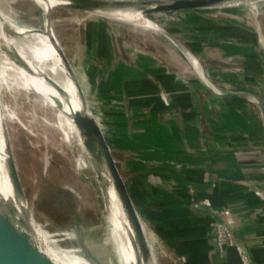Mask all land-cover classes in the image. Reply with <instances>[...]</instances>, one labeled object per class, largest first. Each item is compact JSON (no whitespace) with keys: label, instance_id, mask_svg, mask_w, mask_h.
I'll return each instance as SVG.
<instances>
[{"label":"crops","instance_id":"0c3cea01","mask_svg":"<svg viewBox=\"0 0 264 264\" xmlns=\"http://www.w3.org/2000/svg\"><path fill=\"white\" fill-rule=\"evenodd\" d=\"M185 23L190 28L176 35L192 51L197 67L178 48H164L157 57L135 50L137 59L116 64L118 87L110 98L117 114L107 123L115 126L109 128L119 141L127 143L123 146L132 153L129 159L149 197L162 194L169 201L181 200L177 191L191 188L200 197H209L213 208H229L251 262L264 264V199L252 190L254 185L264 187L262 42L245 27L243 32L235 27L232 32L218 28L203 34L196 20ZM216 92L235 95L224 98ZM159 209L170 252V223L162 215L173 209L162 205ZM196 213L201 212L183 213L203 223L198 231L186 233L192 251L188 257L194 258L202 243L199 264H241L231 248L211 251L210 219Z\"/></svg>","mask_w":264,"mask_h":264},{"label":"rangeland","instance_id":"374dc122","mask_svg":"<svg viewBox=\"0 0 264 264\" xmlns=\"http://www.w3.org/2000/svg\"><path fill=\"white\" fill-rule=\"evenodd\" d=\"M18 2L17 5L7 8L0 0V6L3 9L5 7L4 10H7L6 13L11 21L14 18V24L17 22L26 26L30 23L35 28H44L43 13L38 10L35 3L31 0H19ZM55 2V5L49 7L53 34L84 88L82 92L86 96L87 103L105 121L107 118L104 117L105 115L103 116L104 113L117 114L116 106L114 107L115 101L110 98L112 93L117 92L118 87L116 64L118 62L127 64L133 59H137L135 50L151 53L157 57L158 52L170 47L173 51L178 48L188 55H193L192 51L184 46L176 35L183 28H190V25L185 23L187 20H196L199 27L204 29L203 32L201 31L203 34L208 33V29L212 31L218 28L223 32H232L235 27L243 32L245 27L255 34L252 35L253 38L262 42L264 50V2L239 5L232 7L234 9L231 10L223 7L214 8L181 16L159 17L153 15L148 19L157 25V30L134 26L127 20H115L56 7L60 6L62 2ZM29 8H32L31 12L28 10ZM158 57L160 59L161 56ZM161 59L163 58L161 57ZM112 64L114 66H111ZM111 72L113 73L111 74ZM18 96L20 98H18L15 109L22 125L14 121L15 123L9 126L10 134L8 136L23 192L22 188L21 192L10 189L15 201L11 202L5 199L3 200L4 205L12 206L18 219L27 218L33 234L37 235L39 243L45 249L53 245L61 251L77 256L86 264L88 262L83 255L98 259L100 264H130L128 260L124 261L122 258L120 241L117 240L118 244L114 241L105 217L101 219L102 226L95 227L97 222L91 218L88 212L87 208L93 204L89 199L90 193L94 195V202L99 207L101 205L100 202L98 203V200L101 199L96 189H93L94 191L91 189L92 184L98 185L96 180L90 179V183L87 180L90 176H94V173L92 170L90 172L77 170L76 174L69 171V155L67 150L61 147L64 141L61 140L62 130L61 126H58L59 122L50 115V122L56 123L60 128L57 132L45 123L39 125L32 117L31 105L24 102V97L21 98L24 95L19 93ZM29 98L30 100L34 99V95L31 94ZM4 104L8 105L11 111L12 102L7 97L4 98ZM38 112L39 117L48 119L42 109L38 108ZM47 113L49 114V112ZM109 125L114 129V125ZM116 125L119 127L118 124ZM63 130L66 131L64 126ZM55 140L57 146H55ZM71 140L85 158L76 140L74 138ZM44 141H47L49 145H46ZM122 147L127 157L131 159L133 156L130 150ZM44 157L47 158L48 165L47 162H43L42 158ZM177 192L176 194L181 196V200L169 201L167 197H164L165 195H155L160 200L162 199V206L173 209L166 218L170 223L169 232L172 238L171 243L167 245L172 258L168 257L167 253V262L170 260L171 263L176 261V264H199L201 258L198 252L193 254L194 258H189L186 254L192 251H190V245L185 237H187L186 233L190 231H198L203 223L196 216L190 220L188 217L185 219L182 213L193 210L201 212L196 214L202 215L204 211L198 207L199 203L205 199L211 203V200L209 197H200L191 188ZM178 200L181 203L185 201L183 204H187V207L180 205ZM28 206L35 222H32L29 217ZM82 214L87 217L86 222L89 224L81 221ZM180 220L183 221L179 222ZM187 221L191 223H187ZM41 233H44L46 237H42ZM83 236L91 247L85 245Z\"/></svg>","mask_w":264,"mask_h":264},{"label":"water","instance_id":"95a60500","mask_svg":"<svg viewBox=\"0 0 264 264\" xmlns=\"http://www.w3.org/2000/svg\"><path fill=\"white\" fill-rule=\"evenodd\" d=\"M34 3L40 4L35 0H31ZM67 2L66 5H60L56 7H63L72 11L84 12L92 15H99L102 17H108L112 19L119 18L120 12H139L145 18H152L153 15L159 17L166 16H181L188 15L191 13L211 10L214 8H227L234 9L232 7L239 5L252 4L255 2H264V0H252L255 2H248L249 0H61ZM7 19V22L15 25L9 18L6 11L0 6V21ZM125 20V19H123ZM129 21L128 19H126ZM136 23L134 21H129ZM4 33L13 38V45L15 46V52L6 51V49H0V65L2 66L6 62L7 57L14 59L17 65L26 69L25 61L20 57V51L28 53L26 45L22 42L20 35H17L12 28L5 24L3 27ZM164 31V30H162ZM3 41L1 40L0 43ZM203 80L209 82L206 76H203ZM47 82L54 88L61 96L66 97L64 90L52 82L46 79ZM78 87L81 91H84L82 84L76 77ZM34 95V94H32ZM216 95L220 97H230L235 93L227 92L220 93L216 92ZM239 95V94H236ZM85 96V95H84ZM7 97L12 102L13 96L5 91L0 90V102L4 107V111L10 112L8 105L4 104V98ZM86 99V96H85ZM258 101V100H257ZM87 102V100H86ZM88 104V103H87ZM88 107L91 108L88 104ZM94 118H91L86 112L76 111L72 114L73 125L75 126L77 134L68 128L65 116H57V111L46 108L54 119L62 124L66 129V133L70 138H74L85 155L93 173L98 180V168L105 167L111 182L114 192L124 209L129 223L131 224L135 237L137 239V247L141 252V255L147 260L151 261V264H167V249L163 240L159 223L157 221L155 210L151 204L150 198L143 187L138 174L131 164L130 159L127 157L121 142L114 132L109 128L110 125L105 121L103 117L97 113L93 108ZM263 114H264V110ZM1 115L4 112H0ZM104 116V114H103ZM105 117V116H104ZM129 117V116H127ZM1 123V122H0ZM1 125L3 140L9 141L7 132V123ZM106 137H105V135ZM182 137L184 132L181 131ZM82 140V144L80 142ZM9 143V142H8ZM7 143V144H8ZM6 143H4L5 145ZM10 146V144H8ZM8 158L5 162V175L10 180L13 189L21 192V181L18 175V171L15 165V161L12 155L8 152ZM6 146V145H5ZM97 171V172H96ZM0 179L3 175L0 169ZM3 179H1L2 181ZM252 189L259 192L264 196V187L259 185L252 186ZM23 192V188H22ZM233 219L234 213L228 208ZM205 217L210 219V240H211V251L218 253L217 245L214 240L215 229L212 226V222L220 220L221 210L209 208H202ZM29 217L32 222H35L28 206ZM234 220V219H233ZM226 223V222H224ZM225 227L231 232L234 239L240 243L243 248V253L248 259V264H254L251 262L249 253L244 245L241 243L239 235L234 225L225 224ZM33 230H31L30 223L27 218L24 217L22 220L15 217V210L10 205H0V264H54L49 257L44 254L36 242L33 239ZM148 238V241H147ZM88 264H94L91 259L83 255Z\"/></svg>","mask_w":264,"mask_h":264},{"label":"bare ground","instance_id":"6f19581e","mask_svg":"<svg viewBox=\"0 0 264 264\" xmlns=\"http://www.w3.org/2000/svg\"><path fill=\"white\" fill-rule=\"evenodd\" d=\"M18 1L19 0H2L3 4L7 8H10L12 5H17L19 3ZM35 1L40 2V6L37 3H35V5L38 7V10L43 13L42 24L44 28L42 29L35 28V26L31 25L30 23L29 24L25 23L26 26H24L22 23L19 24L16 22L15 23L16 25H13L7 22V19H5L4 21H0V41L1 40L3 41L2 43H0V49L1 48L6 49V51L9 52V54L11 53V51L15 52V50L17 49V48L15 49V46L13 45L14 44L13 38L8 37L3 31V27L5 26V24H8V26L12 28L17 35L21 36L22 42L25 43L28 52V53H24L20 51L19 53L20 57L27 64L26 69L17 65L15 60L9 57H7L8 60H6V62H4L2 66L0 65V90L5 91L9 93L11 96H13L12 107L10 112L4 111V107L0 102V112H4L3 115L0 114V122H1L0 124L3 125L4 122L5 124L8 123L7 131L10 130L9 126H12V124L15 123L14 121L22 125V122L19 118V114L16 112L15 108H16V104H18L17 103L18 98H20L18 96L19 93L23 94L24 96H22L21 98L24 97L25 98L24 102L31 105L32 117L34 118V121L36 123H38L39 125L45 123L49 125V127L52 130H55L56 132L57 130L59 131V129L61 128L62 130V132L60 133L62 135L61 140L64 141V144L61 147L66 149L68 152L69 171H72L73 174H76L77 170L79 171L86 170L87 172H90L92 169L89 163L81 154V152L77 149V147L74 145L70 136L67 133H65L62 124L59 123L58 126L61 127L58 128L56 123L54 124L53 122H50L51 114L50 113L48 114L46 111V108L50 110L52 109L54 111L56 110L57 116L59 117L62 115L65 116V121L68 128L71 130V132L75 131L76 134L78 132L76 131L75 126L73 125V121H72L73 112L76 111L86 112L87 115H89L91 118H94L93 113L88 107L84 93L78 87L77 85L78 83L75 82L76 74L71 64L69 63L68 59L66 58L65 54L63 53L62 48L59 46L57 39L53 34V30L51 26V20L49 17V7L55 5L56 4L55 1L62 2L61 5H66L67 2L61 0H55V1L35 0ZM248 2L251 3L255 1L249 0ZM28 10L31 12L32 8H29ZM118 14H119L118 15L119 18L122 19H116V20L124 21L123 19L125 20L128 19L129 21L132 20L136 22V23L131 22L134 26H139V27L141 26L142 28L145 29L147 28L152 30L158 29L157 25L151 22L148 18L143 17L139 12L123 11ZM183 53L186 54V52L184 51ZM187 57L190 58V61H192L193 64H196L195 58L186 54V58ZM199 70L197 73H201V71ZM192 72H194V70ZM46 79H49L52 82H55L57 85H59L62 88V90H64L66 97L61 96L54 88H52ZM204 82H206L205 84H207L209 87L211 88L213 87L211 82H207L205 80ZM31 94H34V99L32 100H30L29 98ZM38 108L43 110L44 115L48 119H43L39 117ZM1 129L2 128H0V169L2 170L4 177L3 176L1 177V179H3L2 181L0 179V205L5 206L3 203V200L5 199L10 200L11 202L15 201V198L13 197L11 190L13 191L16 190L13 189L10 180H8L5 175L6 173L5 162L8 158L7 145L10 144V137H9V141L6 140L5 142L3 140ZM8 134H10L9 131ZM80 142L82 144L81 138H80ZM4 143H6L5 144L6 146L4 145ZM44 143L46 145H49L47 141H44ZM55 146H57L56 140H55ZM8 152L10 154L9 157L12 158L11 148L9 145H8ZM42 159L43 162L45 163L47 162L46 157ZM97 171L101 180H98L95 174L94 176H90L87 179L88 182L90 179L96 180L98 185L92 184L91 189L92 190L96 189V192L98 193L101 199L100 201L98 200V203L100 202L101 204L99 207V205H97L93 200L94 195L90 193L91 195L89 199H91V202H93V204L90 205L91 207L88 208L86 207V208L88 209L91 218L97 222V224H95L94 226L101 227L102 226L101 219L102 217H105V219L108 221L109 230L113 234L114 241H116L117 244H118L117 240L120 241L119 246L121 248L122 258L124 259V261L128 260L130 264H151V261L147 262V260L141 255V252L137 247V243H136L137 239L135 237L133 228L129 223L127 215L114 192L111 179L105 167H99ZM86 218L87 217L83 216L82 214L81 221L87 223ZM224 220H225L224 216L220 217V221L225 222ZM41 236L46 237L44 233H41ZM37 238H38L37 235L34 234L33 239L36 242L37 246L44 254H46L49 257V259L54 264H86L84 261L79 260L77 256L72 255L66 251H61L60 249L54 247L53 245L48 246V249L43 248V246L39 243V240ZM83 238L85 245L90 246L86 242L84 236ZM48 242L50 243V241ZM167 253H168V257L172 258L171 253L168 250ZM86 256L87 258L91 259V261L94 264H100L98 262V259L93 258L89 255ZM167 263L176 264V261H173V263H171V261L168 260Z\"/></svg>","mask_w":264,"mask_h":264},{"label":"built area","instance_id":"2783aa9c","mask_svg":"<svg viewBox=\"0 0 264 264\" xmlns=\"http://www.w3.org/2000/svg\"><path fill=\"white\" fill-rule=\"evenodd\" d=\"M161 97L162 99L166 100L167 96L165 94H161ZM253 192L260 195L264 199V196L261 195L259 192L255 190H253ZM198 207L201 209L205 207L212 209V205L208 199H205L200 202ZM223 216L225 217L224 221L226 223L220 221L219 219L212 222V226L215 229L214 240L216 242L218 251L223 252L227 248H231L235 251L241 264H248V259L243 253L242 246L234 239L231 232L225 227V224L234 225L230 211L228 209H223L221 211V217ZM227 217H229L230 219H228Z\"/></svg>","mask_w":264,"mask_h":264},{"label":"trees","instance_id":"16d2710c","mask_svg":"<svg viewBox=\"0 0 264 264\" xmlns=\"http://www.w3.org/2000/svg\"><path fill=\"white\" fill-rule=\"evenodd\" d=\"M113 114L111 113V115H108V114H106V118H107V120H108V117H110V116H112ZM121 145L123 146H126L127 145V143L126 144H123V143H121ZM163 196V195H162ZM164 197H167L166 195L164 196ZM149 198H154V202H152L151 204H152V206H153V209L155 210V213H156V217H157V221H158V223H159V226H160V230H161V234H162V237H163V229H162V226H161V221H160V211H162L161 209H159V207L162 205V199L160 200V198H158V197H155V196H151V197H149ZM157 212H158V214H157ZM171 214V212L170 213H166V214H163L162 216L163 217H165V218H167L168 217V215H170ZM182 215H183V213H182ZM159 217V218H158ZM185 217V219H187L186 218V216H184ZM183 220H180L179 222H182ZM204 249V246H202V243H201V247H200V249H199V256L201 255V253H202V250Z\"/></svg>","mask_w":264,"mask_h":264}]
</instances>
